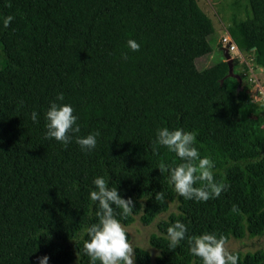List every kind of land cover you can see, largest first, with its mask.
<instances>
[{"label":"trees","instance_id":"trees-1","mask_svg":"<svg viewBox=\"0 0 264 264\" xmlns=\"http://www.w3.org/2000/svg\"><path fill=\"white\" fill-rule=\"evenodd\" d=\"M233 6L243 16L225 30L264 70V0ZM5 15L13 20L0 24V264H38L43 256L48 264H88L82 243L96 219L88 199L94 175L133 199L125 227L137 215L150 225L176 203L158 222L161 234L150 237L159 254L135 247V264H200L186 242L167 247L174 220L189 234L216 232L226 242L264 235V104L255 84L244 83L248 67L239 59L231 58L233 75L226 58L198 67L212 56L216 32L198 0H0ZM61 91L78 135L100 133L90 153L42 137V110ZM159 126L196 131V147L226 185L219 196L193 201L173 190L157 165L179 160L152 145ZM239 256V264H264L261 250Z\"/></svg>","mask_w":264,"mask_h":264},{"label":"clouds","instance_id":"clouds-1","mask_svg":"<svg viewBox=\"0 0 264 264\" xmlns=\"http://www.w3.org/2000/svg\"><path fill=\"white\" fill-rule=\"evenodd\" d=\"M12 20V15H5L0 17V24L7 28ZM125 44L133 52L140 48V44L132 38L126 39ZM122 58L127 59V54L122 53ZM42 116L44 140H55L65 148L70 143H75L84 153L95 149L99 131L78 135V116L74 114L73 106L64 102L62 91L48 101L47 107L42 110ZM29 118L37 123V111L33 109ZM196 135L195 130L183 127L159 126L155 129L151 143L174 153L179 160L174 165L163 161L157 165L161 174L167 173V181L173 190L184 199L203 202L219 196L226 185L215 180V162L209 155L200 154L196 147ZM153 152L155 154V147ZM110 180L105 175H94L91 179L88 199L95 206L96 219L83 229L87 238L83 240L82 252L88 257V264H134V249L122 224L124 218L133 214L134 202L131 197L125 198L118 194L117 186H112ZM154 198L157 201L163 200V191H155ZM235 210L236 206L233 205V211ZM164 235L170 250L175 249L182 241L186 242L189 254L197 258L200 264H239V253L226 248L223 234L210 231L189 234L183 221L174 220L168 224ZM38 264H48V257L39 258Z\"/></svg>","mask_w":264,"mask_h":264},{"label":"rangeland","instance_id":"rangeland-1","mask_svg":"<svg viewBox=\"0 0 264 264\" xmlns=\"http://www.w3.org/2000/svg\"><path fill=\"white\" fill-rule=\"evenodd\" d=\"M236 0H198V3L202 10L212 19L215 28L217 27V31L215 32V37L212 41V48H213V54H219V45L222 47L223 44L221 42L222 36L225 35L224 32V25L229 24L232 20L233 16L236 15L238 17H242L243 14L239 13L236 6H233V3ZM240 5H244L246 0H237ZM240 10V9H239ZM210 58H202L199 59L197 64L200 69L204 68L205 64H207V61ZM237 72L239 70L237 69ZM256 75L255 78L257 79V82L255 85L256 91L259 92V95L255 97L256 101L259 103L264 104V70L256 68ZM244 83H246L248 78L244 77ZM249 83V82H247ZM260 85L258 86V84ZM176 203L171 202L169 204V210L158 216L150 225H144L141 220L140 216L137 215L134 217V222L129 225L128 227H125L126 231L130 234V242L133 246V249L135 247H141L145 250H148L151 252V256L154 259L159 252L152 248L150 245V237L153 234L160 235L161 233L158 230V222L162 220H166L168 214L171 212H176ZM226 248L229 251H235L239 252L241 254H246L248 252H256V251H264V235L260 237L251 238L246 235L243 239H236L234 237L230 238L226 242ZM73 264H76L75 262ZM135 264V261H134Z\"/></svg>","mask_w":264,"mask_h":264},{"label":"built area","instance_id":"built-area-1","mask_svg":"<svg viewBox=\"0 0 264 264\" xmlns=\"http://www.w3.org/2000/svg\"><path fill=\"white\" fill-rule=\"evenodd\" d=\"M221 42H222L224 47L228 48V51L230 53H232L235 56V58L239 59L241 62H243L248 67L247 78L250 82L256 84V82H257V79L255 78L256 69L252 63V59L246 58L245 54H243L239 50V48L237 47V45L235 44L232 37L230 36V34L227 31H225V35L222 36Z\"/></svg>","mask_w":264,"mask_h":264},{"label":"crops","instance_id":"crops-1","mask_svg":"<svg viewBox=\"0 0 264 264\" xmlns=\"http://www.w3.org/2000/svg\"><path fill=\"white\" fill-rule=\"evenodd\" d=\"M227 25L228 24H225L224 25V30L227 29ZM215 27V26H214ZM217 27L215 28V31H217ZM214 52V51H213ZM220 61H225V57H224V48L219 45V54H212V56L210 57V59H208L207 61V65L208 66H211V65H214Z\"/></svg>","mask_w":264,"mask_h":264},{"label":"water","instance_id":"water-1","mask_svg":"<svg viewBox=\"0 0 264 264\" xmlns=\"http://www.w3.org/2000/svg\"><path fill=\"white\" fill-rule=\"evenodd\" d=\"M224 57L226 58V61L229 64V68H230V75H233V65L231 63V59H230V54L228 53V49L227 47L224 49ZM239 78V77H238Z\"/></svg>","mask_w":264,"mask_h":264},{"label":"bare ground","instance_id":"bare-ground-1","mask_svg":"<svg viewBox=\"0 0 264 264\" xmlns=\"http://www.w3.org/2000/svg\"><path fill=\"white\" fill-rule=\"evenodd\" d=\"M224 49H225V48H224ZM228 53L231 55V56H230V59H231V58H235V56H234L232 53H230L229 51H228Z\"/></svg>","mask_w":264,"mask_h":264}]
</instances>
